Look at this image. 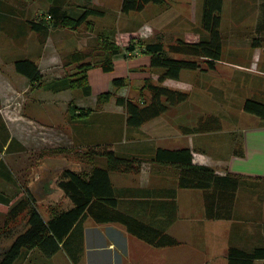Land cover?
<instances>
[{
	"label": "crops",
	"instance_id": "0c3cea01",
	"mask_svg": "<svg viewBox=\"0 0 264 264\" xmlns=\"http://www.w3.org/2000/svg\"><path fill=\"white\" fill-rule=\"evenodd\" d=\"M201 1L203 2V0ZM180 2L188 3L189 0H173L174 7L172 6L171 11L176 13L174 20L173 18L171 20L167 19L166 13L169 12L166 11L169 10V6H167L168 0H165L164 4H160V7L157 6L161 8L162 13L158 14L155 24L152 21H147V23L155 25L158 37L163 38L172 34L175 36L174 40L176 41L177 39H184L181 34L184 32L186 35L185 41L196 42V40L187 37V35L194 34V31L190 29V20L185 18L186 26L183 29L181 28L182 20H184V10L181 11L176 6ZM231 3H235V6ZM35 16V4L30 0H22V2H17L16 0H0V36L12 34L23 39L26 50L24 53L18 55L15 53V46L11 43L13 48L12 56L28 58L38 64L42 78L40 82H35L34 84L35 87H39L45 81L52 82L66 74H62L63 72L57 69L64 66L62 64L63 55L71 51L62 53L55 49L58 51L57 56L52 55L48 46L49 41L51 40L52 32L59 31V29H53L49 33L46 42L41 44L38 34L29 26V21L35 20ZM221 33L224 42L222 57L216 62L215 69L194 70L197 72L198 79H200L199 76L204 77L200 79L201 81L199 83L203 81L206 84L208 78L210 80L212 73H219V76L222 78L225 76L236 77L239 83H256L258 86L255 88L253 86V89H255L253 90V96L264 102V0H224ZM255 37L262 38L260 45L256 47L252 46V40ZM161 38L159 40H162ZM241 41L246 43L243 44ZM8 45L10 44L3 45L0 51V97L2 98V105L5 107L6 97H4L5 94L3 95L5 93L4 91H6L5 89L8 90L10 87H13L10 88L11 91L8 92V95L13 91L14 93L18 92L22 95L21 98H24L33 86V83L25 75L16 70L15 61L17 59H13L7 55L8 50L6 46ZM61 49L63 51V48ZM35 51L38 53L35 54ZM130 53L134 56L116 58L114 70L111 72H105L99 66L88 71L91 85L89 95H86L84 92L75 94L72 89L60 91L48 89V93H51L53 96L52 98L61 100L62 106H60L61 108H65L64 124L68 122V115H70V104L67 106V97L72 93L74 95L72 97L76 99V101H73V105L79 108H90L93 110L89 116L95 113L109 114L121 121V129H125L127 133L132 130L129 140H125L126 144L130 143L132 145H124L121 149L119 148L118 152L120 153L146 157L149 156L148 154H153L158 147L172 149L190 147L193 150L195 162L211 165L222 175L231 173L239 176L242 181L245 179L264 181V119H260V117L244 118L239 129L240 136L233 141L222 144L221 149L213 156L207 154L204 149H200L201 147L199 149L196 148L195 136L191 137L190 135L189 142L183 144H180L175 139H179L180 137L179 133L182 119L178 117L184 109L183 103L185 102L171 106L164 114L146 122L140 127L127 126L126 110L116 103V96L114 95L109 101L101 104V107L98 108L97 97L100 93L108 90H115L117 93H121L120 90L123 87L117 89L112 83L116 77H124L130 83L137 82L138 80L144 83L146 79L154 81L151 78L154 76L151 70L155 68L151 67L150 56L143 53H139L138 55H135L134 52ZM41 57L45 58L43 59L45 60L43 64H41ZM7 71L11 72L12 78L7 76ZM182 73L177 80L181 79ZM49 75L50 78L47 79ZM171 79H166L165 83L169 85L173 81ZM19 83L23 84L22 88H17ZM189 87L192 88L194 85L191 84ZM31 107H35L43 116L48 114L43 107L37 106V104H32ZM62 113L64 114L63 111ZM169 114L176 115L173 118L174 120H171L169 123L173 127L177 126L179 128L177 129L176 135H166V133L164 134L158 130L153 132L151 128H155L161 122L164 123L165 120L167 122L169 120L167 115ZM165 116L167 118L162 121ZM23 118L33 122L32 119L27 118V115L26 117L23 116ZM75 119L73 118V121ZM2 120L5 122L4 118ZM103 120L110 122V119L103 118ZM195 120L193 121L195 122ZM183 123L186 127L187 125L191 127L186 120ZM6 127L9 128L7 123ZM86 130L84 128L77 131L76 137L80 139L86 138V135H89ZM122 140L120 138L117 140L114 139L113 143L119 142L122 144ZM173 141H176L180 145L176 142L175 145H172ZM138 143L142 144L137 146ZM149 162L150 164L154 163L152 161H146L143 165ZM159 167L158 170L147 171L143 170L142 166L141 171L138 173L110 172L113 187L119 200L118 207L121 211L139 218L156 229L164 231L168 236L180 242V244L164 247L143 244V241L136 239L135 236L128 232L126 226L121 223H98L88 217L83 220V244L85 250L83 249L79 253L78 256L80 258H84L86 261L91 260L90 264H181V247L184 244L191 245L201 238L204 242L209 241L210 243L227 236L228 238H226V245L223 252L224 256L232 245L251 250L255 246H260L264 243V227H261L259 221L242 222L239 220L240 212L244 211V207L246 211H249V208L246 206L239 205L240 191H238L232 218L208 219L206 217L205 191L180 188L178 186L177 171L170 172L164 169L171 167L168 165L160 164ZM8 172L4 167L0 171V179L10 184L7 180L12 176ZM129 177L130 179L138 178L136 182L126 181ZM16 197L14 190L5 188L4 184L3 187L0 186V204L6 206L8 211L15 204L13 202ZM252 210L254 209L252 208ZM1 227L5 228V224Z\"/></svg>",
	"mask_w": 264,
	"mask_h": 264
},
{
	"label": "rangeland",
	"instance_id": "374dc122",
	"mask_svg": "<svg viewBox=\"0 0 264 264\" xmlns=\"http://www.w3.org/2000/svg\"><path fill=\"white\" fill-rule=\"evenodd\" d=\"M16 1L22 2V0ZM30 1L35 4V20H44L46 23H50V33L53 29H59V31L52 32L48 45L49 50H51L50 53L55 56H57L58 52L56 50L62 53L69 51L72 53L81 50L88 55L86 60L98 65L97 63H100L103 56L107 54L105 45L109 42H114L121 48L122 54L120 57H123L126 53L127 57L124 55V58H128L134 56L130 53L131 51H126V47L129 44H137L138 40H157L161 38L157 36V29L152 24H155L158 14L162 13L161 8H159L161 5L157 3L148 4L143 11H132L125 14L121 11L123 0H61L64 3V9L67 10L68 14L73 16H78L85 8L90 7L99 8L104 11L102 15L92 13L88 21L75 29L70 26L52 25V18L48 17L49 1ZM181 3L176 4L181 11L184 10V20H182L181 28L183 29L186 26L185 18L190 20V29L194 31V34L187 35V37L197 41L206 34L201 25L202 1L189 0L188 3ZM231 4L235 6V3ZM167 6H169V10L166 11L169 12L166 13L167 19L171 20L173 18L174 20L176 13L171 11L173 0H168ZM147 21H152L150 23L151 25ZM181 34L183 35L182 38L186 39L184 32ZM161 39L167 46L175 41V36L169 34ZM242 42L243 44L246 43L244 41ZM7 43L10 44L6 46L8 50L7 55L13 59H21L20 56H12L13 48L11 43L15 46V53L19 55L26 50L23 39L12 34L1 35L0 51L3 45ZM61 48H63V51ZM137 50L133 51L135 55L142 53L138 46ZM37 53L35 51V54ZM68 54L65 53L63 55L62 64H64ZM40 59L42 60L41 64H43L45 61L43 59L45 58L41 57ZM76 66L64 65L57 70L62 71V74L72 73L76 71ZM151 71L154 75L151 78L154 81L150 79H146L144 83H141L140 80L134 83H130L129 81L123 88L121 87V93H117V91L112 89L113 95H122L142 102L145 99H149V91L144 86L147 82L157 83L159 74L157 69ZM182 72L180 80L171 79L173 81L169 85L165 82L163 83L169 87L186 91L189 94V98L183 103L184 112L182 111L178 117L182 119L179 133L180 137L179 139H175L180 144H183L185 142L188 143L190 138L195 136L196 148L199 149L201 147L200 149H204L207 154L214 156L221 149L222 144L233 141L240 136L239 129L244 118H259L257 115L248 113L244 109L246 99L254 98L258 100V98L253 96V90H255L253 86L255 88L258 85L253 82L246 84L245 82L239 83L236 77L225 76L222 78L219 76V73H212L210 80L208 78L206 84L203 81L199 83L201 81L200 79L204 77L199 76L200 79H198L197 72L194 70L185 69ZM6 74L9 78H12L10 71H7ZM48 78H50V75ZM191 84L194 87L190 88L189 85ZM32 85V89L24 98H21L22 95L18 92L14 93L13 91L8 95V92L11 91L10 88L13 87L9 86L10 88L8 90L5 89L6 91H4L5 93L3 95L5 94L4 97H6V107L2 105V98L0 97V108L2 107L0 115V145L4 146L8 139L9 144L10 138H13L10 145L4 147L0 154V171L5 167L12 177L7 180L10 184L0 179V186L3 187L4 184L5 188L14 190L15 196L17 197L13 204L21 198L26 197L27 190H29L40 212L48 219L54 211L68 209L72 206L70 198L67 197L65 192L57 184V180L62 176L63 170L70 168L79 173H90L95 165L105 166L106 158L98 156V153L92 155L89 153V148L95 145L110 143L111 148L119 151L118 149H121L124 145H132L125 143L126 139L129 140L132 130L127 133L125 129H121L120 120L115 119L114 116L109 114L100 113H95L91 116L88 115L85 118H76L74 120L75 122L71 115H68V122L64 124L65 108H61V100L52 98L51 93H48V81H45L39 87H35L34 83ZM19 87L22 88L23 84L19 83L17 88ZM72 91L75 94L83 93L81 89H72ZM72 96H74L72 93L68 95L67 106L69 104L71 106L73 101H76ZM32 104L43 107L48 114L45 116L41 115L39 110L37 111L35 107H31ZM100 107L101 105H98V108ZM26 115L33 122L24 119L23 116L26 117ZM167 116L169 117L167 122L165 120L167 117L165 116L162 119V121L165 120L164 123L161 122L155 128H151V130L153 132L158 130L164 134L166 133V135H176L177 129L179 128L169 124L171 120H174L173 118L176 115L169 114ZM2 118H4L5 122ZM103 118L110 119V122L104 121ZM185 120L191 127L184 125L183 121ZM6 123L9 125V128L6 127ZM84 128L87 129L86 131L89 135H86V138L83 139L76 137L77 131ZM190 135L191 137H189ZM118 138L123 139L122 144L119 142L113 143V140H117ZM175 142L173 141L172 145H175ZM141 144L138 143L137 146ZM148 155L144 157L149 158L153 154ZM2 162L3 164H1ZM159 165L156 162L153 164L149 162L143 165V170L155 171L160 168ZM164 169L170 172H176V169L172 167H166ZM137 178L130 179L129 177L126 181L136 182ZM139 179L142 180L141 177ZM196 190L204 191L201 189ZM239 191V205L249 208V211H246L245 207L243 208L244 211L240 212L239 220L242 222L259 221L261 227H264V181L245 179L242 181L241 190ZM7 215V207L0 204L1 248L10 245L14 235L25 230L26 227V219L23 215L9 222L6 226ZM3 224H5V228L1 227ZM135 238L141 240L137 237ZM226 238L228 237L224 236L210 243L209 241L204 242L201 238L191 245L184 244L180 249L182 255L181 264H229V250L225 256L223 253ZM144 243L146 242L143 241ZM90 261L79 258L77 262H74L63 249L58 251L54 256L47 257L38 248H35L32 250H24L15 264H90ZM255 264H262V261L258 260Z\"/></svg>",
	"mask_w": 264,
	"mask_h": 264
},
{
	"label": "trees",
	"instance_id": "16d2710c",
	"mask_svg": "<svg viewBox=\"0 0 264 264\" xmlns=\"http://www.w3.org/2000/svg\"><path fill=\"white\" fill-rule=\"evenodd\" d=\"M50 2L48 17L52 18L54 26H70L78 28L88 21L89 16L104 14L99 8H85L78 16L68 14L61 0ZM165 0H123L121 11L128 14L132 11H143L150 3L164 4ZM224 0H203L201 25L205 35L196 42L177 39L166 44L162 40H138L137 44H129L126 51H136L137 46L143 54L150 56L151 67L159 70L157 83L147 82L150 97L143 102L130 97L118 95L116 103L126 110L128 127H140L146 122L164 114L171 106L185 102L189 98L186 91L164 85L166 79H179L183 70H211L216 68V62L223 53V37L221 33L222 10ZM30 28L38 34L39 42L44 44L50 33V23L44 20H30ZM261 37L252 40V46L260 45ZM106 44V43H105ZM104 44V45H105ZM106 53L101 62L92 63L88 55L77 50L68 54L64 65H77L75 72L66 73L63 77L48 82V89L60 91L64 89H81L86 95L91 92L88 71L96 66L105 72L114 70L115 59L122 54L121 48L114 42L105 45ZM127 57V54H124ZM123 55V57H124ZM16 70L25 75L32 83L40 82L42 73L36 62L28 58L15 61ZM43 83V82H41ZM115 88H121L128 83L124 77H116L112 81ZM113 91L102 92L97 97L101 105L110 100ZM246 112L264 119V102L254 98L245 101ZM93 112L90 108L69 106L72 118H85ZM9 140V139H8ZM0 145L3 148L10 143ZM9 147V146H8ZM92 155L106 158V165H95L90 173H79L70 168L62 172L58 178V186L70 198L72 206L68 209L54 211L48 219L40 212L32 193L27 190V196L18 200L8 211L6 226L20 216L26 219L25 230L14 235L13 241L5 248L0 247V264H15L24 250L38 248L47 257L55 255L61 249L77 262L79 253L84 249L83 220L92 218L98 223L117 222L126 226L129 233L154 247L179 245L176 239L164 231L156 229L139 218L121 211L116 196L110 172L141 171L143 163L152 161L168 165L176 169L178 186L187 189L205 191L206 216L209 219H230L242 180L231 173L224 175L207 164L194 161L193 150L190 147L164 148L158 147L149 158L137 155L123 154L115 151L109 144L95 145L89 148ZM3 164V162L1 163ZM13 234V233H12ZM264 238V235H263ZM229 264H264V243L251 250L230 246L228 252Z\"/></svg>",
	"mask_w": 264,
	"mask_h": 264
}]
</instances>
